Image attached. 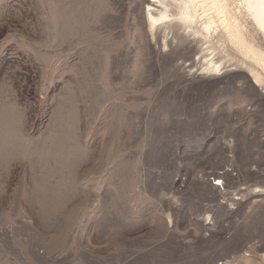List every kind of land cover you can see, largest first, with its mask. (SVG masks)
<instances>
[{
  "label": "rangeland",
  "instance_id": "374dc122",
  "mask_svg": "<svg viewBox=\"0 0 264 264\" xmlns=\"http://www.w3.org/2000/svg\"><path fill=\"white\" fill-rule=\"evenodd\" d=\"M148 9L0 0V264H264V89Z\"/></svg>",
  "mask_w": 264,
  "mask_h": 264
},
{
  "label": "bare ground",
  "instance_id": "6f19581e",
  "mask_svg": "<svg viewBox=\"0 0 264 264\" xmlns=\"http://www.w3.org/2000/svg\"><path fill=\"white\" fill-rule=\"evenodd\" d=\"M146 4L151 29L157 22L174 16L204 39L218 34L220 41L245 60L253 83L264 89V46L246 23L250 19L264 39V0H146ZM197 25L199 28H195ZM205 63L203 71L209 73L223 65L213 58Z\"/></svg>",
  "mask_w": 264,
  "mask_h": 264
},
{
  "label": "built area",
  "instance_id": "2783aa9c",
  "mask_svg": "<svg viewBox=\"0 0 264 264\" xmlns=\"http://www.w3.org/2000/svg\"><path fill=\"white\" fill-rule=\"evenodd\" d=\"M224 174H231L233 176H237V172L233 167H228L216 175H211L210 180L213 182V185L218 189L224 190L225 188L226 184H225V180L223 177Z\"/></svg>",
  "mask_w": 264,
  "mask_h": 264
}]
</instances>
